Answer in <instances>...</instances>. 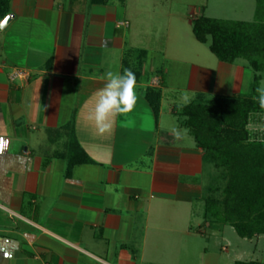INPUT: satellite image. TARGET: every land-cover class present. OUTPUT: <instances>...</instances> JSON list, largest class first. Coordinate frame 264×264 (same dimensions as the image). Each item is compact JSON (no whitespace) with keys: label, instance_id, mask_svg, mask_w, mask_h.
<instances>
[{"label":"crops","instance_id":"crops-1","mask_svg":"<svg viewBox=\"0 0 264 264\" xmlns=\"http://www.w3.org/2000/svg\"><path fill=\"white\" fill-rule=\"evenodd\" d=\"M161 4L0 0V264H264V236L242 239L190 213L206 162L177 112L209 100L212 71L190 64L179 87L149 58L147 34L168 24L154 22ZM126 69L136 105L101 133L92 117L105 73ZM242 70H228L232 94L210 98L240 94Z\"/></svg>","mask_w":264,"mask_h":264},{"label":"trees","instance_id":"trees-1","mask_svg":"<svg viewBox=\"0 0 264 264\" xmlns=\"http://www.w3.org/2000/svg\"><path fill=\"white\" fill-rule=\"evenodd\" d=\"M191 31L220 62L242 60L253 72L246 92L189 103L177 112L202 149L204 161L226 176L220 198L204 201V215L228 224L242 239L264 236V141L250 140L246 128L251 116L264 113L257 92L264 73V0H257L256 19L251 22L200 15L193 19ZM144 94L157 112L159 92L149 88ZM69 155L73 162L82 155L73 137Z\"/></svg>","mask_w":264,"mask_h":264},{"label":"rangeland","instance_id":"rangeland-1","mask_svg":"<svg viewBox=\"0 0 264 264\" xmlns=\"http://www.w3.org/2000/svg\"><path fill=\"white\" fill-rule=\"evenodd\" d=\"M162 6H157L154 11H161L160 14L153 16L154 22L158 21L160 24L168 20L167 30L162 25H158V30H151L147 36L150 45V55L152 61L158 66L161 64L163 69L168 72H174L177 77L174 78L176 84L182 87L184 83V77L188 75L190 64L200 68L201 70L212 71V77L210 79V89L206 98L219 94H232L233 88L229 86L234 83L228 70L231 66L242 67V82L240 83L239 93H243L247 90L248 84L251 81L252 71L246 67V64L242 60H236L234 63L220 62L209 50L207 44H202L196 41L194 38L189 21L195 15H204L206 17L229 20V21H247L251 22L256 19L257 0H162ZM159 8V9H158ZM163 12V13H162ZM169 12V16L165 13ZM163 24V23H162ZM165 25V26H166ZM151 26H156V23ZM150 26V27H151ZM162 47L166 50V58L162 57L160 51ZM264 87V73L260 81V86ZM188 101V98H187ZM185 103L184 100H176V105ZM168 103H164V109H167ZM169 124L173 122L169 117ZM250 140L264 141V113H256L249 119L247 125ZM191 139V138H190ZM192 142V141H191ZM226 182V176L221 169H215L209 163L204 164L203 173L201 176V193L200 197L205 201L207 198L219 199L221 196V190ZM201 199L196 201L190 206V213H194V217L201 218L204 212V204ZM192 219V217H191ZM195 219V220H196ZM194 224V221H191ZM214 226H220L215 225ZM227 232H234L229 226L225 225ZM215 232H217L215 230ZM263 241L260 240L258 248L262 247ZM224 245V244H223ZM254 246L248 243L247 249L245 248V257L250 256L253 252ZM231 249H235V244H232ZM244 252V253H245ZM262 262L261 260H259ZM264 263V262H263Z\"/></svg>","mask_w":264,"mask_h":264},{"label":"clouds","instance_id":"clouds-1","mask_svg":"<svg viewBox=\"0 0 264 264\" xmlns=\"http://www.w3.org/2000/svg\"><path fill=\"white\" fill-rule=\"evenodd\" d=\"M105 81L92 117L101 133L110 130L111 117L131 112L137 102V82L135 74L130 70L126 69L123 73L108 71L105 73ZM257 92L260 107L264 108V87L257 88ZM184 102L187 103V97Z\"/></svg>","mask_w":264,"mask_h":264},{"label":"built area","instance_id":"built-area-1","mask_svg":"<svg viewBox=\"0 0 264 264\" xmlns=\"http://www.w3.org/2000/svg\"><path fill=\"white\" fill-rule=\"evenodd\" d=\"M19 72H13L11 75H10V79H14L16 76H18Z\"/></svg>","mask_w":264,"mask_h":264},{"label":"water","instance_id":"water-1","mask_svg":"<svg viewBox=\"0 0 264 264\" xmlns=\"http://www.w3.org/2000/svg\"><path fill=\"white\" fill-rule=\"evenodd\" d=\"M5 21H6V20H5ZM5 21H4V22H2V23L0 24V27H1L2 25H4Z\"/></svg>","mask_w":264,"mask_h":264}]
</instances>
